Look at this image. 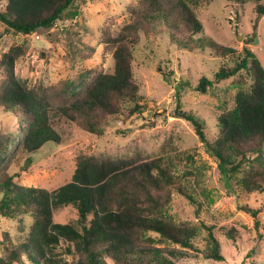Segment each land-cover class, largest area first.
Returning a JSON list of instances; mask_svg holds the SVG:
<instances>
[{
  "label": "trees",
  "instance_id": "obj_1",
  "mask_svg": "<svg viewBox=\"0 0 264 264\" xmlns=\"http://www.w3.org/2000/svg\"><path fill=\"white\" fill-rule=\"evenodd\" d=\"M81 1L86 0H0V20L16 33L42 31L49 36L58 23L77 16ZM214 1L137 0L129 8L131 17L126 23L114 27L108 22L101 28L104 54L112 53L114 70L97 67L76 91L73 87L90 76L91 69L56 83L39 79L30 84L16 73L23 45H13L0 55V108L19 122L14 131H0V164L5 163L0 165V213L21 219L24 231L18 237L0 232V264H188L183 259L190 257L192 250L199 251L196 237L203 228L207 230L208 258L225 259L220 236L237 242L241 230L204 220H177L170 212L176 193L188 198L195 216L203 203L198 195L208 197L203 168L194 164L195 151L181 149L173 141L166 143L169 152L163 144V153L157 155L81 151L71 179L53 190L23 184L11 171L12 165L30 161L45 143L61 144L62 123L89 135L104 136L112 118L143 113L145 95L135 66L142 40L164 27L170 40L182 48H205L209 45L206 38L198 36L205 29L198 8ZM256 9L264 15V2L257 0ZM87 47L95 50L92 45ZM223 51L231 52L230 59L222 62L212 78L202 74L196 89L214 92L218 82L233 77L238 86L233 104L219 106L215 126L184 108L179 94L175 113L192 123L218 161L231 192L236 191V185L247 192H264V66L248 46L243 51L224 46ZM161 66L168 77L170 72ZM154 125L146 122L141 127ZM12 149L14 156L8 158ZM184 157L188 165L182 164ZM64 207L76 212L73 221L56 220V210ZM244 208L259 214L260 209ZM255 231L264 247V220L260 216ZM256 251L248 252L247 258L260 264L252 259Z\"/></svg>",
  "mask_w": 264,
  "mask_h": 264
},
{
  "label": "rangeland",
  "instance_id": "obj_2",
  "mask_svg": "<svg viewBox=\"0 0 264 264\" xmlns=\"http://www.w3.org/2000/svg\"><path fill=\"white\" fill-rule=\"evenodd\" d=\"M136 1H81L77 16L58 23L50 30L49 36L42 31L36 34L16 33L0 20V55L13 45H23L25 51L16 61V73L30 84L39 79L48 84L56 83L84 69H91L90 76L73 87L76 91L90 80L97 67H103L106 71L114 70L112 53L107 51L104 54L101 28L108 22L114 27L126 23L131 17L129 8ZM256 2L257 0H245L242 3L215 0L211 4L201 5L198 10L205 22V29L198 36L206 38L209 45L205 48H182L170 40L164 27L155 35L144 38L137 51L135 66L137 77L143 86L146 110L130 118H112L104 136L89 135L68 123H62L61 144L45 143L32 155L30 161L12 165L11 171L23 184L53 190L71 179L81 151L116 156H130L142 151L157 155L163 153V144L173 141L181 149L195 151L194 164L203 168L202 182L207 188L208 197L205 198L201 193L198 195L203 203L200 213L195 216L188 198L176 193L170 212L177 220H190L194 223L204 220L208 224L234 225L242 232V237L237 242L220 236L225 259L218 260L206 255L207 230L203 228L196 237L199 251L192 250V255L183 259V262L242 264L246 260L245 264H255L247 258V253L257 248L252 259L264 264V247L260 245L255 231L257 217L264 220V192H247L239 185H236L235 192H231L222 178L218 161L200 140L192 123L175 113L179 94L184 108L200 114L208 125L215 126L219 106L233 104V96L238 88L233 84V77L218 82L214 92L203 93L196 89L202 74L212 78L222 62L230 59L231 52H224V46L234 47L238 51H243L248 46L264 66V15L257 11ZM236 5H240L237 12ZM88 45L94 46L95 50L87 47ZM159 65H162L165 72H170L168 77L159 69ZM146 122H155V125L141 127ZM18 123L14 115L0 108V131H14ZM169 151L168 145L166 152ZM13 156L12 149L8 158ZM182 164L188 165L186 157L182 159ZM244 206L260 209L258 216ZM55 215L60 222L76 218L72 207L59 208ZM30 219L26 216V221L30 222ZM22 226L21 219L5 217L0 213L1 233L9 232L18 237L24 233ZM1 252L0 248V254Z\"/></svg>",
  "mask_w": 264,
  "mask_h": 264
},
{
  "label": "built area",
  "instance_id": "obj_3",
  "mask_svg": "<svg viewBox=\"0 0 264 264\" xmlns=\"http://www.w3.org/2000/svg\"><path fill=\"white\" fill-rule=\"evenodd\" d=\"M32 34H36V32L32 33ZM38 36V35H37Z\"/></svg>",
  "mask_w": 264,
  "mask_h": 264
}]
</instances>
